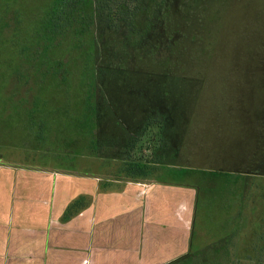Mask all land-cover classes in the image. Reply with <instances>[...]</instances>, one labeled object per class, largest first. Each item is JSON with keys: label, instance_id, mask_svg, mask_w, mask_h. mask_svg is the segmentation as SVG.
Here are the masks:
<instances>
[{"label": "rangeland", "instance_id": "374dc122", "mask_svg": "<svg viewBox=\"0 0 264 264\" xmlns=\"http://www.w3.org/2000/svg\"><path fill=\"white\" fill-rule=\"evenodd\" d=\"M46 2L0 0V161L193 185L195 252L172 264H264V0H166L144 40L95 52L46 45ZM34 54L64 78L12 80Z\"/></svg>", "mask_w": 264, "mask_h": 264}, {"label": "crops", "instance_id": "0c3cea01", "mask_svg": "<svg viewBox=\"0 0 264 264\" xmlns=\"http://www.w3.org/2000/svg\"><path fill=\"white\" fill-rule=\"evenodd\" d=\"M93 158L0 161V264H168L195 252V186Z\"/></svg>", "mask_w": 264, "mask_h": 264}, {"label": "trees", "instance_id": "16d2710c", "mask_svg": "<svg viewBox=\"0 0 264 264\" xmlns=\"http://www.w3.org/2000/svg\"><path fill=\"white\" fill-rule=\"evenodd\" d=\"M45 5L50 6L47 13L43 16L44 26L41 32L37 31L36 34L46 41L48 47L57 48L63 46L59 40L68 36L69 31L78 39L79 46L84 42L87 34L90 36V41L87 47L95 52L105 42L108 41L113 33L121 35L120 40H125L128 44L132 41L141 42L144 36L148 35V30L151 26L162 25V10L166 0H46ZM182 0H177L173 6V13H177V6ZM10 24L5 22L1 30L5 32ZM3 27H6L5 29ZM19 32L20 29L18 28ZM31 39V38H27ZM135 39V40H134ZM139 39H141L139 41ZM34 39L32 38L31 42ZM26 41V39H25ZM105 41V42H102ZM29 42V41H28ZM27 42V44H28ZM109 42V41H108ZM33 43V42H32ZM112 43V42H110ZM86 46V44H83ZM136 45V43H134ZM36 46V44H35ZM67 59V58H66ZM28 64L24 67L25 71H16L12 76L14 80H22L24 78L42 81L45 78H54L62 80L65 58H55L53 66L48 64L47 59H41L37 54L31 56L27 60ZM38 61V63H37ZM34 70V71H33ZM62 73V74H61ZM264 124V123H263ZM263 126V125H262ZM264 134V129L261 130ZM135 139V138H134ZM132 139L130 142H132ZM132 143L128 142V147ZM157 161V159H154ZM171 261L168 264L176 263ZM232 259L229 258V264H233ZM237 262V261H236ZM235 264H240L239 262Z\"/></svg>", "mask_w": 264, "mask_h": 264}, {"label": "flooded vegetation", "instance_id": "af4514ba", "mask_svg": "<svg viewBox=\"0 0 264 264\" xmlns=\"http://www.w3.org/2000/svg\"><path fill=\"white\" fill-rule=\"evenodd\" d=\"M99 114V113H98ZM263 120H264V117H263ZM264 123V122H263ZM99 124V123H98ZM261 129H264V124H263V126L261 127ZM135 136V135H134ZM128 142L130 141V139L129 140H127ZM249 171H254L253 169H251V170H249Z\"/></svg>", "mask_w": 264, "mask_h": 264}]
</instances>
